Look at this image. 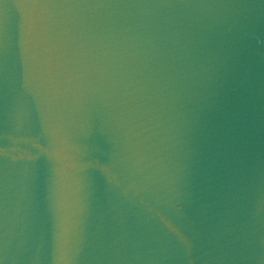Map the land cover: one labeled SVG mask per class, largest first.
Masks as SVG:
<instances>
[{
  "label": "water",
  "instance_id": "obj_1",
  "mask_svg": "<svg viewBox=\"0 0 264 264\" xmlns=\"http://www.w3.org/2000/svg\"><path fill=\"white\" fill-rule=\"evenodd\" d=\"M0 242L264 264V0H0Z\"/></svg>",
  "mask_w": 264,
  "mask_h": 264
},
{
  "label": "snow or ice",
  "instance_id": "obj_2",
  "mask_svg": "<svg viewBox=\"0 0 264 264\" xmlns=\"http://www.w3.org/2000/svg\"><path fill=\"white\" fill-rule=\"evenodd\" d=\"M45 24V21L43 20V18H40L38 17L37 20H36V27H37V30L39 31L40 28ZM2 242H0V250H2Z\"/></svg>",
  "mask_w": 264,
  "mask_h": 264
}]
</instances>
